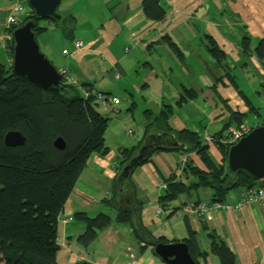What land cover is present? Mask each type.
Masks as SVG:
<instances>
[{"label":"crops","instance_id":"obj_1","mask_svg":"<svg viewBox=\"0 0 264 264\" xmlns=\"http://www.w3.org/2000/svg\"><path fill=\"white\" fill-rule=\"evenodd\" d=\"M16 1L0 0V61L4 63L11 62L6 51V42L11 37V25L7 19L13 14L18 18L25 16V12L14 10ZM161 2L167 13L163 20L155 21L145 16L142 0H61L60 12L63 15H75L77 21L75 36L68 38L70 44L62 49L66 62L59 68L68 70L78 83L92 84L99 91L111 89L105 86L106 80L116 81L123 77V82L114 84L115 93L127 96V104L138 105L139 99L142 105L154 113L160 112L164 105H172L171 125L178 129L189 128L202 136L226 132L241 120L242 123H248L249 115L259 121L256 125L248 123L250 126L263 123L264 56L256 48L260 39L264 38V0ZM97 10L102 13L96 22L94 13ZM205 34L215 41L221 63L207 49ZM75 39L82 40L85 47L77 55L64 54V49H72ZM169 40L179 45L182 55L174 52ZM242 41L246 44L242 45ZM129 45L132 47L125 52V47ZM134 48L137 50L136 70L142 62L148 70L144 78L146 87L142 86L144 93L139 98L131 91L133 86H139V82L126 79L128 72L123 63L126 59L123 54L134 52ZM117 73L119 78H116ZM155 85L156 89L152 90ZM184 87L193 88L195 97L178 105ZM109 93L104 92V95ZM150 106L158 109H151ZM182 110L187 115L182 114ZM123 135L118 129L112 132L108 128L106 143L110 151L105 156L93 154L90 157L59 215L58 242L60 246L62 243L67 244L66 264H76L77 260L91 264H165L151 255L149 248H144V253L140 252L129 224L115 225L112 221L88 246L78 240L85 230V224L75 214L82 211L94 216L106 211L104 198L110 197L114 190L119 149L135 146L142 137L128 140L122 138ZM209 153L216 163L224 162L216 146H211ZM187 161H192L206 171L196 152L164 150L154 154L153 161L145 162L133 170L131 184L128 183L126 192L129 196L133 195V205L128 206L135 210L141 207L143 223L153 234L165 235L170 240L183 238L186 235L185 227V234H180L183 232L179 227V234L173 237L157 233L155 229H174L179 222H170L177 216L184 226V215L179 209L169 216V211L161 207L159 196L164 188L159 170L166 176L175 173L180 178L183 177ZM188 181H192V178L189 177ZM243 188L231 191L224 203L236 204L241 199ZM200 189L204 191L181 194L174 205L182 207L197 202L211 203V190ZM112 216H115V211ZM190 218L198 235H207L208 231L203 228L200 217L190 215ZM206 224L228 242L239 264H264V202L251 203L239 210L221 209ZM203 249H209V238L207 248ZM62 250L61 246L60 254ZM85 255L89 258L84 259ZM207 261L208 264H219L218 257L212 253L207 256Z\"/></svg>","mask_w":264,"mask_h":264},{"label":"trees","instance_id":"obj_2","mask_svg":"<svg viewBox=\"0 0 264 264\" xmlns=\"http://www.w3.org/2000/svg\"><path fill=\"white\" fill-rule=\"evenodd\" d=\"M142 9L146 17L155 21L163 20L167 13L160 0H142ZM32 18H35L34 12L29 8L24 18L10 26L11 37L6 42V51L11 62L0 61V264H66L59 259V215L90 157L93 154L105 156L110 151L106 143L110 118L99 111V95H104V92L93 88L89 83L77 84L68 70V75L63 80L64 91L43 89L14 72L12 32L15 27ZM39 21L36 20L34 28L38 36L47 29L39 26ZM48 21L61 27L64 37L75 36V15H64L60 23ZM206 37L207 49L221 63L220 51L215 41L208 35ZM76 40L80 39H75L74 43ZM168 43L177 55H182L177 43L172 40ZM244 44L246 43L242 41V45ZM129 49L130 46L125 47V52ZM66 50L68 54H72L75 46L72 50ZM256 51L264 56V38L260 39ZM184 89L182 96L178 98V105L195 97L193 88ZM172 114L173 106L169 104L164 105L158 113L145 110L143 137L147 138L152 134L170 139L174 137L180 146L161 144L151 154L144 155L138 166L153 161L154 154L164 150L197 153L206 171L192 161H187L183 177L177 178L175 173L166 176L161 172L166 187L159 196V203L164 210L169 211V216L180 209L184 215L186 235L181 239L170 240L165 235L153 234L148 227L143 226L141 207L135 210L117 204V194L119 198L121 188L117 179L113 199L104 198V202H109L116 211L114 219L117 222L131 225L141 253H144V248H149L150 254L157 257L153 252L156 243L182 240L188 244L192 257L199 264H208L207 256L210 253L218 257L219 264H239L238 257L228 242L214 229H210L204 220L202 225L208 231L209 249H203L198 233L192 227L190 215L183 213L182 207L174 203L181 194L192 193L200 188L211 190V202H224L236 188L260 184L264 179H253L244 171L231 174L227 168L229 145L221 143L218 146L224 162L216 163L208 152L202 135L187 128L173 127L170 122ZM242 122L238 121L237 126ZM11 131L20 132L25 137L24 144L8 146L5 136ZM228 131L229 129L226 132ZM218 134L221 136L222 132ZM218 134L213 136L220 139ZM59 137L65 141V149L55 146V140ZM144 142L143 140L135 146L119 149L116 160L117 177ZM189 177L192 181H188ZM127 183L131 184V176ZM75 217L85 224L84 232L78 236L84 246L92 243L98 233L113 220L108 213L90 216L81 211Z\"/></svg>","mask_w":264,"mask_h":264},{"label":"water","instance_id":"obj_3","mask_svg":"<svg viewBox=\"0 0 264 264\" xmlns=\"http://www.w3.org/2000/svg\"><path fill=\"white\" fill-rule=\"evenodd\" d=\"M27 1L35 18L15 27L12 32L14 40L12 69L43 89L64 91L63 75L41 51L38 34L34 30L37 24L36 20L48 19L55 23H60L63 20L64 15L59 11L61 0ZM5 142L8 146L22 145L25 142V137L18 131H11L6 134ZM161 144L180 146L174 137L170 139L156 134L149 135L139 151L123 167L121 174L117 177L121 186V204L123 206L125 204L122 202V197L124 192L128 191L127 181L133 170L143 161L144 155L151 154ZM55 146L65 149L66 143L63 138L59 137L55 140ZM182 147L185 146L182 145ZM227 168L231 174L244 171L253 179L264 177V125L253 128L246 136L229 147ZM130 198L127 205H133L132 194H130ZM153 252L165 264H199L192 257L188 244L182 240L156 243ZM76 264L91 263L83 261Z\"/></svg>","mask_w":264,"mask_h":264},{"label":"rangeland","instance_id":"obj_4","mask_svg":"<svg viewBox=\"0 0 264 264\" xmlns=\"http://www.w3.org/2000/svg\"><path fill=\"white\" fill-rule=\"evenodd\" d=\"M23 4L26 6V9L28 8V1L27 0H22ZM60 9L62 10V7H59V11ZM102 11L97 10L94 13V17L97 18L96 22L100 20V15H101ZM66 15V14H65ZM86 22L88 21V17L85 20ZM85 23H83L84 25ZM39 26H47V29L44 30L38 37V43L40 45L41 51L46 54V56L53 61V64L56 67H61L62 64H65L66 59L65 56L62 54V49L64 46L69 45L70 44V40L68 38H65L62 34L61 28L56 26L54 23L42 19L39 21L38 23ZM85 45V44H84ZM131 46V45H129ZM74 47V43H72V48ZM132 47V46H131ZM48 50H51L53 53H49ZM72 50V49H70ZM134 52L132 53H124L123 55H125L126 59L123 63H125V71L128 72V75L126 76V79L131 80L132 82H139V86H137V88H135V86H133L131 88V91L134 92L136 94V96L139 98L140 95H142L144 92L141 90L143 87V85L146 87L145 82L146 80L145 78V74L148 73L147 69L144 67L145 64H143L144 62L140 63V67H139V72H137L138 70H136V65H135V55L137 53L136 48H134L133 50ZM78 53V52H77ZM53 54V55H52ZM77 55V54H76ZM128 55V56H127ZM54 56V57H53ZM58 58V59H57ZM146 59V58H145ZM58 60V61H57ZM68 74V73H67ZM125 77V76H124ZM123 78V77H121ZM106 80L105 86H107L108 88L111 89H100L103 92H110L109 95L106 96H113V95H117L121 100L119 104H114L112 103V101H108L106 103H103L102 101H99V111L102 114H105L108 118H110V125H109V131L114 132L116 129L120 130L122 133H124V135L122 136V138L125 139H131V140H138L144 131V124H145V110L148 109L147 106H144L140 103V100L138 99L137 101L139 102L138 105H132V104H127L128 102L125 101V98H128L127 96H122L119 93H115V85L116 83H121L123 82V79L121 80ZM125 80V79H124ZM75 82V79L73 80ZM153 86V85H152ZM173 88V87H172ZM156 89V85L154 86V88L152 90ZM85 91V88L83 89ZM151 109L157 110L158 108L156 106H150ZM175 108L178 110L179 108L177 106H175ZM184 115H187V112H184L182 110L181 112ZM261 113L262 115H264V110L261 109ZM264 117H262L263 119ZM248 123H250L251 125H256L258 124V120H255L253 118V116L249 115L247 117ZM247 123V124H248ZM262 124V123H261ZM259 124V125H261ZM258 125V126H259ZM236 125L230 126L229 129L231 131H234V127H236ZM251 127H256V126H251ZM189 129V128H187ZM190 130V129H189ZM227 133V132H226ZM225 133V134H226ZM128 136H127V135ZM217 134V133H216ZM205 135V137H204ZM202 137L204 139V141L207 143V147H208V152H210V148L211 146H216L218 148L219 145H222L221 143H223L219 138H215V139H211L209 138L208 140V136L212 137L213 135L211 134H204ZM219 136V134L217 135ZM146 138H144L143 136L139 139L138 142L140 141H145ZM111 146V145H110ZM112 146H114V142H112ZM158 167V166H157ZM159 172H162L161 170H159ZM163 185H166V183L163 181ZM120 187V186H119ZM119 188H117L118 191ZM200 192H203L204 190L199 189ZM236 190H239V188H236ZM116 191H113L112 193H110V197H105L107 198V200L109 199H113L112 197L115 195ZM121 196V192H119V197ZM107 206H104L106 208V211H101L99 213H108L112 216L113 212L115 211L113 209L112 206L109 205V202L107 203ZM117 204H118V194H117ZM116 212V211H115ZM98 213V214H99ZM97 215V214H96ZM95 216V215H94ZM200 217L201 220H204L206 223H209L211 220L209 219L210 217L207 215V218H203L202 216H197ZM113 218V224L115 225H125L128 223H121V222H117L114 217ZM111 221V223H112ZM166 219L164 220L165 223ZM175 221H178V225L175 226L174 229H164V228H157L155 229L157 233H164L167 234L171 237L176 236L175 234H179V227L182 228L183 233L180 234H185L184 231V226L182 225V220L177 216V218H172L171 220V224H174ZM170 223L168 222V224L170 225ZM130 225V224H129ZM142 225L147 227L142 220ZM163 225V224H162ZM131 226V225H130ZM132 228V227H131ZM84 232V231H83ZM199 236V240H200V244L203 248H207L208 245V237L206 234L201 233L198 235ZM61 246L63 247V250L61 251V254L59 253V259L62 262H66L65 261V253L68 250L67 244L66 243H62ZM85 252V251H84ZM82 257H80L81 259ZM89 257L87 255H85L84 259H88ZM83 262V260H77V263Z\"/></svg>","mask_w":264,"mask_h":264},{"label":"built area","instance_id":"obj_5","mask_svg":"<svg viewBox=\"0 0 264 264\" xmlns=\"http://www.w3.org/2000/svg\"><path fill=\"white\" fill-rule=\"evenodd\" d=\"M166 2H170V0H165ZM16 12H25L26 13V6L23 4L22 0H17L16 1V6L14 9ZM19 18L13 14L10 15L7 19V23L9 25H15L18 23ZM75 50L72 52L73 55H76L77 52L80 49H83L85 47L84 42L82 40H76L74 43ZM63 53L68 54V50L64 49ZM60 73L63 75V78L65 79L67 77V70L64 68L59 69ZM120 75L117 73L116 78H119ZM106 97L101 94L99 95V100L105 101ZM114 104H119L120 99L119 97L113 96L111 99ZM264 125V122L261 124ZM253 127H251L247 123H241L238 126L234 127V131H229L225 134H222L220 137V140L223 143L230 145L235 144L237 141H239L242 137L246 136ZM208 140L209 138L215 139L213 136L207 137ZM264 179V177L262 178ZM166 185H163L165 187ZM264 202V180L260 184H256L253 186H245L243 188V191L241 193V199L236 203V204H228V203H223L219 201L211 202V203H197V204H191L188 206H185L184 212L185 213H191L195 214L197 216H202L203 218H207V215L210 217L209 219H212V215L221 210V209H228V210H239L242 207L251 204V203H263Z\"/></svg>","mask_w":264,"mask_h":264},{"label":"clouds","instance_id":"obj_6","mask_svg":"<svg viewBox=\"0 0 264 264\" xmlns=\"http://www.w3.org/2000/svg\"><path fill=\"white\" fill-rule=\"evenodd\" d=\"M160 1H161V0H160ZM29 8H30V7H29V5H28V9H29ZM30 9H31V8H30ZM26 10H27V9H26ZM26 13H27V12H26ZM26 13H25V16L27 15ZM25 16H23L22 18H24ZM22 18H19V19H22ZM57 68H58V67H57ZM58 69H60V68H58ZM104 96L106 97V99H105V101H102V100H101L103 103H106V102L110 101L109 99H111V98L113 97V96H106V95H104ZM99 101H100V100H99ZM110 102H111V101H110ZM259 126H261V125H259ZM256 127H257V126H256ZM253 128H255V127H253ZM222 134H224V133H222ZM222 134H221V135H222ZM213 137H214V136H213ZM215 137H216V136H215ZM215 137H214V138H215ZM219 137H220V134H219ZM237 142H238V141H237ZM230 146H231V145H230ZM230 146H229V147H230ZM127 184H128V183H127ZM128 185H129V184H128ZM165 187H166V186H165ZM165 187H163V188H165ZM121 196H122V194H121ZM121 196H120V197H121ZM120 197H119V199H118V205H119L120 207L128 206L126 203H124V204H126V205L121 206L122 204H121V202H120ZM214 202H215V201H214ZM220 202H222V201H220ZM199 203H200V202H199ZM223 203H224V202H223ZM191 204H197V203H190V204H185V205H183L182 208H181V209H182V212L185 213V212H184V208H185V206H188V205H191ZM128 207H129V206H128ZM186 214H189V215H195V214H191V213H186ZM195 216H197V215H195Z\"/></svg>","mask_w":264,"mask_h":264},{"label":"flooded vegetation","instance_id":"obj_7","mask_svg":"<svg viewBox=\"0 0 264 264\" xmlns=\"http://www.w3.org/2000/svg\"><path fill=\"white\" fill-rule=\"evenodd\" d=\"M130 200V196L124 192L123 197H122V202L127 203Z\"/></svg>","mask_w":264,"mask_h":264}]
</instances>
